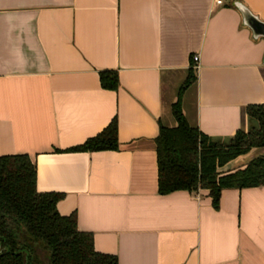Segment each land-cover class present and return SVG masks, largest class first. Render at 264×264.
I'll return each mask as SVG.
<instances>
[{"label":"crops","instance_id":"0c3cea01","mask_svg":"<svg viewBox=\"0 0 264 264\" xmlns=\"http://www.w3.org/2000/svg\"><path fill=\"white\" fill-rule=\"evenodd\" d=\"M245 9L264 22V0H0V156L27 155L37 192L60 193L57 212L118 264H264V186L225 188L218 208L206 190L159 194L154 147L192 64L182 112L202 133L226 140L264 104ZM114 117L116 150L66 151Z\"/></svg>","mask_w":264,"mask_h":264},{"label":"trees","instance_id":"16d2710c","mask_svg":"<svg viewBox=\"0 0 264 264\" xmlns=\"http://www.w3.org/2000/svg\"><path fill=\"white\" fill-rule=\"evenodd\" d=\"M192 66L171 105L176 126L167 127L158 121L154 138L158 193L206 190L212 206L218 208L225 188L264 186L262 155L241 167L223 169L253 148L264 147V104L245 107L246 130H237L226 140L213 139L192 126L182 112L183 93L196 79ZM97 74L101 88H118L116 71L106 69ZM117 148L114 117L97 134L66 151ZM35 175L34 163L27 155L0 156V264H118L115 255L93 249L91 234L77 229L73 212H57L55 205L60 193L37 192Z\"/></svg>","mask_w":264,"mask_h":264},{"label":"water","instance_id":"95a60500","mask_svg":"<svg viewBox=\"0 0 264 264\" xmlns=\"http://www.w3.org/2000/svg\"><path fill=\"white\" fill-rule=\"evenodd\" d=\"M246 24L252 29L255 35L264 37V22L253 16L248 10L243 11Z\"/></svg>","mask_w":264,"mask_h":264},{"label":"built area","instance_id":"2783aa9c","mask_svg":"<svg viewBox=\"0 0 264 264\" xmlns=\"http://www.w3.org/2000/svg\"><path fill=\"white\" fill-rule=\"evenodd\" d=\"M216 4H222V0H214ZM193 59V62H194V65L196 64V62L198 61V56L197 55H194L192 57Z\"/></svg>","mask_w":264,"mask_h":264},{"label":"rangeland","instance_id":"374dc122","mask_svg":"<svg viewBox=\"0 0 264 264\" xmlns=\"http://www.w3.org/2000/svg\"><path fill=\"white\" fill-rule=\"evenodd\" d=\"M260 149H261V148H258V152H257L256 154H257V155H262V154L264 155V150H262V151H263V152H262Z\"/></svg>","mask_w":264,"mask_h":264}]
</instances>
